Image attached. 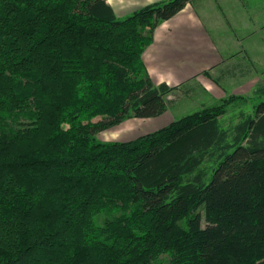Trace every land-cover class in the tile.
Returning a JSON list of instances; mask_svg holds the SVG:
<instances>
[{
  "label": "trees",
  "instance_id": "16d2710c",
  "mask_svg": "<svg viewBox=\"0 0 264 264\" xmlns=\"http://www.w3.org/2000/svg\"><path fill=\"white\" fill-rule=\"evenodd\" d=\"M191 1L118 18L106 0H0V264H264V85L228 127L240 96L96 139L166 111L178 86L141 56Z\"/></svg>",
  "mask_w": 264,
  "mask_h": 264
},
{
  "label": "rangeland",
  "instance_id": "374dc122",
  "mask_svg": "<svg viewBox=\"0 0 264 264\" xmlns=\"http://www.w3.org/2000/svg\"><path fill=\"white\" fill-rule=\"evenodd\" d=\"M218 3L221 5L220 2ZM223 3H227L226 0ZM244 3L250 6H258L255 7L258 8L257 10L249 11V14H253V16L246 17L251 19L250 22L246 20V23L240 14L236 15V10H226L221 5L222 10L218 11V14L223 15L220 17L221 22L226 20L232 25L226 26V28L224 26V32L210 30L218 47L221 45L220 37L230 40L229 45L226 46L227 50L221 48L222 53L226 54V51L230 53L225 60L226 63L221 67V73L216 71L210 75L207 72V77L217 85L215 88L221 90L222 98L215 99L208 95L196 81L175 86L178 89L172 91L168 96L169 102L165 111H170L168 116L177 120L203 107L219 105L231 95L240 96L241 99L233 101L225 107V115L221 118L223 126L228 127L237 124L240 120V112L253 114L254 105L262 100L261 97L255 95L254 91L257 86L264 85V0H247V3L245 1ZM195 7L197 6L195 5ZM216 13V11H212L211 15L217 17ZM98 119L99 117H96L92 121L95 122ZM151 119L153 118H128L119 125L100 132L96 139L99 142L132 141L139 136L151 133L152 128L157 127L164 120L161 118L152 121ZM204 225L203 222L202 226ZM161 258L163 262L167 261L166 256H161Z\"/></svg>",
  "mask_w": 264,
  "mask_h": 264
},
{
  "label": "crops",
  "instance_id": "0c3cea01",
  "mask_svg": "<svg viewBox=\"0 0 264 264\" xmlns=\"http://www.w3.org/2000/svg\"><path fill=\"white\" fill-rule=\"evenodd\" d=\"M158 1L162 0H106V3L116 17L123 18L143 6ZM244 1L247 3V0H226L227 3H223L225 0H192L182 11L160 23L154 30L152 43L141 56L153 83L155 85L165 83L175 87L196 81L208 95L221 99V90H217L215 88L217 85L203 73L208 72L210 75L216 71L221 73V67L230 54L228 51L226 54L222 53L221 48L227 50L226 46L230 40H225L217 34L221 42L218 47L210 30L224 32L226 26L232 25L226 20L221 22L220 17L223 15L218 14V11L222 10V6L226 10H236V15L240 14L246 23V20L250 22L251 19L246 17L253 16L249 11L257 10L255 7L258 6L247 5ZM212 11L217 12V17L211 15ZM169 112L151 119L152 121L164 119L160 125L152 128L151 132L175 120L168 116Z\"/></svg>",
  "mask_w": 264,
  "mask_h": 264
}]
</instances>
